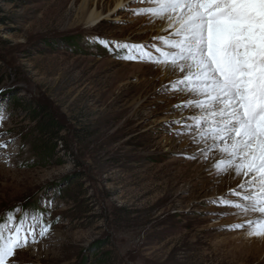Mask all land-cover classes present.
Segmentation results:
<instances>
[{"label": "rangeland", "instance_id": "374dc122", "mask_svg": "<svg viewBox=\"0 0 264 264\" xmlns=\"http://www.w3.org/2000/svg\"><path fill=\"white\" fill-rule=\"evenodd\" d=\"M117 1L95 0L103 19L89 26L85 0H0V220L55 201L51 234L10 264H244L246 232L218 229L258 214L211 203L240 180L217 174L218 151L186 158L198 155L197 133L167 127L198 114L174 107L190 95L160 94L175 78L90 39L166 35L164 22L133 15L153 5ZM36 106L54 136L39 133ZM246 264H264V251Z\"/></svg>", "mask_w": 264, "mask_h": 264}, {"label": "snow or ice", "instance_id": "6c2138e0", "mask_svg": "<svg viewBox=\"0 0 264 264\" xmlns=\"http://www.w3.org/2000/svg\"><path fill=\"white\" fill-rule=\"evenodd\" d=\"M137 2L153 6L133 15L166 21V35L153 37L150 45L90 39L111 53L125 50L123 59L153 64L167 73L170 81L175 77L160 94L188 93L190 99L174 107L192 108L198 113L167 126L177 137L197 133L193 143L202 147L197 149L198 155L186 158L198 159L218 151L221 157L214 165L217 174L231 171L240 177L239 191L233 189L228 197L211 203L235 209V215L258 214L255 219L218 230H244L249 239H264V0ZM5 112L0 108V124ZM7 147L0 143V149ZM42 203L45 212L18 207L4 214L0 220V264H10L18 250L51 234L55 201Z\"/></svg>", "mask_w": 264, "mask_h": 264}, {"label": "bare ground", "instance_id": "6f19581e", "mask_svg": "<svg viewBox=\"0 0 264 264\" xmlns=\"http://www.w3.org/2000/svg\"><path fill=\"white\" fill-rule=\"evenodd\" d=\"M118 4H124L126 0H118ZM99 3H95V0H85L83 5V10L85 11V22L89 26L95 25L97 22L101 21L103 19L102 14L99 12ZM161 21V20H160ZM163 26H161L160 31L167 25L165 21ZM167 27V26H166ZM158 31L157 33H159ZM132 43H135V41H132ZM162 67V66H161ZM163 75L167 78V73L163 72ZM175 78V77H173ZM192 109V108H191ZM193 110V109H192ZM202 147L199 145V148ZM231 183L236 180L239 183L240 177H237L235 175L230 176ZM239 240V239H236ZM264 251V239H256V238H247L246 234L240 239V248L236 252L238 256L240 257L243 255V258H246L243 260L244 264H246L247 260H249L251 257L253 258L255 255L259 256ZM249 257V259H247ZM235 259H238L236 257ZM258 259V258H257ZM246 261V262H245Z\"/></svg>", "mask_w": 264, "mask_h": 264}, {"label": "trees", "instance_id": "16d2710c", "mask_svg": "<svg viewBox=\"0 0 264 264\" xmlns=\"http://www.w3.org/2000/svg\"><path fill=\"white\" fill-rule=\"evenodd\" d=\"M32 109L36 113V116H38L36 119H39L40 117L39 126H38L39 133L44 136H49V137L54 136V127L56 125L54 120L50 118V115L49 116L45 115V112L42 111L40 107L36 106L35 108Z\"/></svg>", "mask_w": 264, "mask_h": 264}]
</instances>
